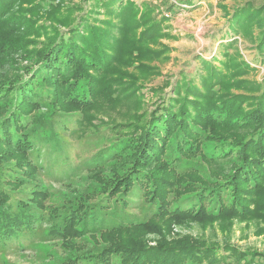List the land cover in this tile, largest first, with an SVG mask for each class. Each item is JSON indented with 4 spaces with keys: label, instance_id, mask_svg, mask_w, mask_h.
Returning <instances> with one entry per match:
<instances>
[{
    "label": "trees",
    "instance_id": "trees-1",
    "mask_svg": "<svg viewBox=\"0 0 264 264\" xmlns=\"http://www.w3.org/2000/svg\"><path fill=\"white\" fill-rule=\"evenodd\" d=\"M66 1L51 0L45 8L40 0H0V65L26 51L32 35L50 39L28 78L0 82V159L17 161L19 172L6 181L0 169V184L5 181L17 189L39 172L27 150L34 147L36 114L47 98L64 112H99L127 103L138 110L128 114L127 122L110 126L118 135L111 148L113 160L99 170L93 193L121 192L122 198L139 189L157 210L148 221L106 224L101 212L80 198L62 206L61 213L50 212L53 236L64 241L98 236L104 242L65 264H264L262 251L227 240L168 238L172 227L167 226L166 234L158 228L161 220L170 225L190 221L225 226L235 220L264 224V80L246 78L254 68L238 50L228 51L235 44L230 41L221 52L223 59L202 60L197 82L183 81L175 90L177 97L162 99L150 113H139L144 96L140 89L160 74L152 62L165 60L170 51L161 39L174 37L166 31V16L158 18L148 2L140 6L133 0H97L82 14L81 5L69 7ZM99 4L109 18L100 24L87 22ZM166 5L180 9L174 2ZM232 22L234 33L257 42L264 55V4L237 9ZM135 62V71L126 69ZM183 158L199 163L179 171ZM44 208L42 195L12 203L0 186V238L33 235L47 221ZM152 228L159 229L153 245L148 237Z\"/></svg>",
    "mask_w": 264,
    "mask_h": 264
},
{
    "label": "rangeland",
    "instance_id": "rangeland-1",
    "mask_svg": "<svg viewBox=\"0 0 264 264\" xmlns=\"http://www.w3.org/2000/svg\"><path fill=\"white\" fill-rule=\"evenodd\" d=\"M50 1L40 0L45 8H49ZM133 1L140 6L144 2L151 3L156 8L158 18L166 16V31L174 36L161 39L170 47V51L165 60L152 62L159 67L160 74L151 76L140 89L144 96L139 113L145 110L150 113L162 99L177 97L175 90L183 81L197 82L202 70V60L223 59L221 52L230 41L235 44L228 51L238 50L242 58L254 68L246 78L259 82L264 80V55L257 49V42L234 33L231 28L237 9L248 4L258 7L264 4V0H192L191 3L184 0ZM166 1L174 2L180 9L173 11L168 9ZM96 2L97 0H67L66 5L69 7L81 5L82 14H87ZM88 18L87 22L100 24L102 19L109 17L99 4ZM42 22L43 20L39 21ZM44 23L51 25L49 21ZM74 23L78 24L79 21L76 20ZM58 27L61 31L66 30L65 27ZM114 31L118 32L117 29ZM28 40L30 44L26 51H19L14 56V61L0 65V82L10 84L19 79H26L29 77L27 75L33 73L36 68L35 59L45 52L50 39L45 36L35 38L32 35ZM138 63L135 62L126 69L135 71V65ZM215 64L219 65L218 59ZM50 102L51 100L47 98L37 111L39 122L36 131H32L37 137L33 139L34 147L27 150L30 163L37 166L39 172H34L30 177L33 181H26L17 189H11L5 181L0 184L11 196L12 203H15L16 198L42 195L45 205L43 214L47 221L39 225L33 235L27 234L28 237L10 241L0 238V264H65L71 256L97 250L98 246L104 244L102 238L98 236L88 235L64 241L50 234L48 227L52 218L49 219V213L53 215L54 210L61 213L62 206L69 204L70 201L88 199L94 207V212H101L99 215L103 216L106 224L129 220L148 221L157 210V206L150 205L139 189L122 198L119 195L121 192L110 196L107 195L109 191L98 195L93 193L99 170L113 160L111 148L116 143L118 135L110 126H115L113 121L127 122L128 114L138 109L126 103L99 112L95 110L64 112L54 108ZM16 162L6 157L0 159V169H3L6 181L13 175H19ZM198 163V159L183 158L177 168L183 171ZM104 171L106 173L108 170ZM161 221L158 223L157 220L156 223L158 228L162 226L159 228L162 234L170 231L167 226L172 227L170 233L166 235L168 238L193 236L219 242L227 240L242 249L264 252L263 223L235 220L232 224L223 226L219 222L202 225L187 221L170 225L166 221ZM228 226L230 228H227ZM158 228L150 229L148 234L152 245L159 237Z\"/></svg>",
    "mask_w": 264,
    "mask_h": 264
}]
</instances>
